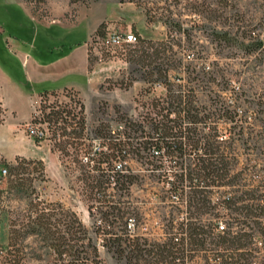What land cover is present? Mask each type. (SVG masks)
I'll list each match as a JSON object with an SVG mask.
<instances>
[{
	"label": "rangeland",
	"instance_id": "374dc122",
	"mask_svg": "<svg viewBox=\"0 0 264 264\" xmlns=\"http://www.w3.org/2000/svg\"><path fill=\"white\" fill-rule=\"evenodd\" d=\"M91 1L94 0L85 3ZM24 2L28 11L48 21L59 19L69 25L77 21L75 6L80 2ZM128 2L136 4L146 13L148 32L144 37L120 21L105 23L102 34L96 31L92 35L87 42L94 59L92 64L100 63L101 67H107L109 71L101 84L84 93L70 89L48 95L27 91L18 98V103L21 104H15L7 91L3 93L7 103L3 104L6 109L4 121L9 119L18 124L15 137L20 139L24 148L26 155L22 156L43 160L46 169L45 178H42L39 165L31 164V173L22 176L33 179L20 189L10 181L12 178L16 179L14 176H7L0 183V225H9L8 242H0L3 247L0 264H14L8 260L16 254H20L18 259L20 256L24 257L21 264H55L56 256L40 236L22 235L27 229L29 215L36 211L37 203H40V207H47L46 211L53 214L52 222L57 223L58 227L66 230L67 225L71 224L74 234L67 237L75 245V249L80 246V220L90 231L100 223L104 211L96 208L90 211L89 204L92 202L86 197L84 183L80 181V168L73 160L76 148H90L93 151L102 149L98 138H95V129L101 123L110 124L113 129H117L123 124L121 120L124 116L142 120L148 111L152 112L153 99L166 95L163 82H146L142 79L145 69L149 68L143 69L141 65L128 60L130 51L136 46L139 48L140 36L155 42L154 47L148 50L151 53L154 49L161 51L163 58L158 59L159 63L165 56L169 57L175 65L170 72L171 81L176 85H186L187 89L192 88L199 105L207 107V111H215L217 105L226 102L243 119V127L240 128L234 127L231 121H224L225 118H220L218 114L211 118L214 120L213 126L218 130V139L228 145L232 144L240 160L239 166L245 172L253 173V176L248 177L255 180L253 187L256 186V191L253 193L256 196V211L260 213L258 219L264 227V0H124L122 3ZM109 26L135 32L138 42L115 52L108 51L101 44L97 45L96 37L106 34ZM58 29L54 27L51 34H44L17 0H0L2 64L12 68L18 77L23 78L25 66L22 65L20 52H27L46 61L80 41V32ZM166 41L168 42L164 44ZM81 105L84 107L87 133L81 141L68 143L67 151L70 154L64 156L57 144L65 138H49L51 131L48 124L41 122L44 117L43 108L47 106L49 111L53 107L66 106L73 111L76 120H79ZM35 116L40 122L33 124ZM146 129L150 130V127L146 126ZM39 136L43 138L39 139ZM4 150L8 152L6 145ZM15 163V160L8 161L5 157H0V167L4 166L9 170ZM127 164L133 172L143 177L139 184L133 185L131 195L124 198L132 211L141 213L137 229L139 232L159 236L165 223L171 217L178 216L180 210L174 206L179 205L180 197L173 194L168 200H163L162 183L155 181L153 177H144L142 169L146 165L137 156L128 157ZM242 177L245 178L246 175ZM242 182L250 181L247 178ZM238 188L240 190L237 192L232 191L233 187L221 188L217 195H222L223 192L240 195L244 190H251L252 186L241 185ZM226 213L229 214L219 218V222L225 225L234 223L235 216L241 217L239 214H231L230 209L221 211V214ZM131 217L129 223L134 228L132 223H137L136 213ZM12 223L17 233H10ZM14 242L15 245H10ZM254 247L257 252L252 264H264V235L260 236ZM100 250L102 264H118L103 247ZM73 260L75 256H66V262ZM214 263L213 260L210 262ZM190 264H205V261L196 258Z\"/></svg>",
	"mask_w": 264,
	"mask_h": 264
},
{
	"label": "trees",
	"instance_id": "16d2710c",
	"mask_svg": "<svg viewBox=\"0 0 264 264\" xmlns=\"http://www.w3.org/2000/svg\"><path fill=\"white\" fill-rule=\"evenodd\" d=\"M87 1L71 0L72 3ZM104 24L98 27V34L103 33ZM154 45L152 39L140 36L139 48L136 46L130 51L128 60L143 69L149 68L145 69L142 79L163 82L166 95L153 99L152 112L148 111L142 120L124 116L121 128L113 129L106 123L96 127L95 138H98L102 149L76 148L73 161L80 168V181L84 183L87 199L92 202L89 209L104 211L100 223L90 231L80 220V246L75 249L67 237L74 234L71 224L66 230L58 227L52 222L53 214L46 211L47 207H40V203L35 205L36 211L29 215L27 229L22 235L40 236L56 256L55 264H102L101 247L118 264H190L196 258L203 259L205 264H210L212 260L214 264H252L256 257L254 246L264 235V227L258 219L260 213L256 211L255 180L248 177L253 173L245 172L239 166L240 160L232 144L218 139V130L211 118L218 114L220 118H225L224 121H231L234 127L240 128L243 127V119L226 102L217 105L215 111H207V107L199 105L192 88L187 89L186 85H176L171 81L170 72L175 65L168 56L159 63L158 59L163 58L161 51L154 49L151 53L148 50ZM24 84L31 90L27 81ZM41 93L48 95L54 92L45 90ZM83 108L81 105L79 120L66 106L53 107L49 111L47 106L43 108L41 122L48 124L51 131L49 138H65L57 144L64 156L70 154L68 143L81 141L86 136ZM5 116L6 109L0 97V123L4 122ZM39 122L37 116L32 120L33 124ZM132 155L146 165L142 169L144 177H153L162 183L163 200H168L173 194L180 197L179 205L174 206L180 210L178 216L165 223L159 236L138 231L141 213L132 211L125 200L131 195L133 185L143 179L127 164V158ZM15 161L8 175L9 178L16 177L10 180L14 187L20 189L32 181V177L22 176L31 173V164L39 165L40 175L45 178L43 160L18 156ZM244 174L245 178L242 177ZM247 178L249 183L242 182ZM241 185L252 186V189L244 190L240 195H229L230 192L217 195L221 188L233 187L232 191L237 192ZM228 209L231 214L241 217L235 216L234 223L220 230L219 218L229 214H221V211ZM133 213H136L137 220V223H132L134 228L129 223ZM14 226L12 223L11 234L18 232ZM10 239L13 240L12 237ZM18 255L8 261L21 264L24 257L18 259ZM70 255L75 256V260L66 262V256Z\"/></svg>",
	"mask_w": 264,
	"mask_h": 264
},
{
	"label": "crops",
	"instance_id": "0c3cea01",
	"mask_svg": "<svg viewBox=\"0 0 264 264\" xmlns=\"http://www.w3.org/2000/svg\"><path fill=\"white\" fill-rule=\"evenodd\" d=\"M17 1L44 34H51L50 31L58 27L60 31L80 32V41L66 51L61 50L60 55L46 61L31 56L27 52H20L22 65L25 66L23 78L18 77L12 68L6 67L0 60V97L3 104H7L4 91L13 97L15 104H21L18 103V98L24 96L27 91L41 93L45 90L60 92L70 89L84 93L89 88L101 84L107 78L109 71L107 67H101L100 63L92 64L93 58L87 42L102 23L121 21L144 37L148 32L146 13L134 3H122L118 0H94L88 4L80 2L75 6L77 21L69 25L59 19L48 21L28 11L24 0ZM57 20L59 22H54ZM24 81L31 85V90ZM17 127L18 124L9 119L0 123V157H5L8 161H14L16 157L26 155L20 139L15 137ZM5 145L8 147V152L4 150ZM8 240L9 225L1 223L0 242L7 243Z\"/></svg>",
	"mask_w": 264,
	"mask_h": 264
},
{
	"label": "built area",
	"instance_id": "2783aa9c",
	"mask_svg": "<svg viewBox=\"0 0 264 264\" xmlns=\"http://www.w3.org/2000/svg\"><path fill=\"white\" fill-rule=\"evenodd\" d=\"M107 30L106 34L102 37L97 36L95 41L96 44H101L108 51L115 52L117 49H124L126 45H132L138 42V36L135 32L129 30H120L116 27H110ZM9 175V170L7 167H0V183ZM226 229V225L223 222H220V230ZM262 243V241L260 240ZM3 252V247L0 245V253Z\"/></svg>",
	"mask_w": 264,
	"mask_h": 264
}]
</instances>
